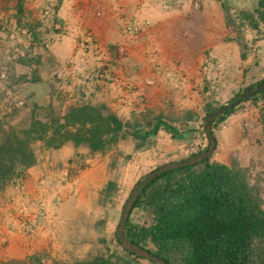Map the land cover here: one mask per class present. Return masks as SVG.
I'll return each mask as SVG.
<instances>
[{"label": "rangeland", "instance_id": "1", "mask_svg": "<svg viewBox=\"0 0 264 264\" xmlns=\"http://www.w3.org/2000/svg\"><path fill=\"white\" fill-rule=\"evenodd\" d=\"M105 2L116 14L114 22L103 10ZM224 6L237 22L242 11L255 14L259 0H0V143L12 129L28 128L35 117L44 121L50 112L63 117L71 107L85 105H105L124 121L150 111L191 130L183 140L161 132L153 147L139 152L131 137L105 153L71 142L60 149L35 143L37 164L0 191L5 226L0 248L15 233L27 255L0 264H73L125 255L116 234L136 184L165 164L207 150L208 105L216 110L238 102L264 74L254 65H234L239 55L258 60L255 40L246 43L236 25L213 45L206 38L220 31L216 7L225 12ZM188 42L202 48L201 60L194 54L184 57ZM213 131L218 145L212 162L239 172L264 209L259 108L243 102ZM110 181L117 190L102 205ZM132 221L145 225L151 219L136 209ZM148 249L156 251L152 245ZM165 256L174 264L182 259L176 252Z\"/></svg>", "mask_w": 264, "mask_h": 264}, {"label": "trees", "instance_id": "2", "mask_svg": "<svg viewBox=\"0 0 264 264\" xmlns=\"http://www.w3.org/2000/svg\"><path fill=\"white\" fill-rule=\"evenodd\" d=\"M224 10L228 27L236 25L242 29L249 26L259 32L264 24V0H259L255 12L259 20L254 13L242 11L237 14V23L227 6ZM254 91V95L241 103L252 102L259 108L264 124V78L247 87L245 96ZM241 103L222 106L217 114V109L208 105L204 120L205 123L209 120L215 138L213 126L235 114ZM161 132L171 135L173 140H183L191 130L184 131L150 111L124 121L105 105L71 107L63 117L50 112L44 121L35 117L28 128L12 129L0 143V191L37 164L35 143L60 149L71 142L93 153H105L131 137L134 150L139 152L153 147ZM116 190L117 184L110 181L102 192L101 204H107ZM136 209L147 212L150 224L132 221ZM125 235L143 248L152 245L156 249L152 252L169 264L174 263L165 256L166 252L181 253L179 264H264L262 199L239 172L212 162V156L197 165L168 171L147 183L131 211ZM116 238L119 243L117 234ZM123 250V257L98 256L73 264H140L138 260H145ZM35 259L37 257H32L34 262Z\"/></svg>", "mask_w": 264, "mask_h": 264}, {"label": "crops", "instance_id": "3", "mask_svg": "<svg viewBox=\"0 0 264 264\" xmlns=\"http://www.w3.org/2000/svg\"><path fill=\"white\" fill-rule=\"evenodd\" d=\"M103 10L105 11V13L111 16H108V19L111 22H114L116 19V14L113 12V9L109 8V5L105 2V4H103ZM216 11H217V21H218V28L220 29V31L217 33V36L214 35L215 33H211L207 35V39L211 38V42L212 45L214 44L215 41H219L220 39H222L223 35L225 34V29L228 27L227 26V22H226V15L224 11H219V8L216 7ZM115 16V17H114ZM115 19V20H114ZM175 24H171L170 27H172ZM109 29H114V27L112 26V24L109 25ZM243 31V35L246 39V43L247 42H251L253 40H255V45H254V55L258 54V60L254 59H249V60H242V58L239 56H235V59L233 61L234 65H236L237 69H242V68H252L254 65L255 67L258 68H263L264 69V35H263V27L260 26V31L257 32L255 30H253L252 28H250L249 26H245L242 28ZM215 36V37H214ZM189 43V51L184 54V57L188 54H194L195 56H197V58L199 60H201V53H202V48L198 45H194L192 42H188ZM261 46V47H260ZM217 55V53H216ZM187 57V56H186ZM226 62L229 63V57H226ZM259 62V65H257L256 63ZM241 78H243L244 80V75H241ZM264 78V74L261 77V79ZM1 219L2 217H0V229H3L4 223H1ZM7 219V218H6ZM17 236V237H16ZM20 236L13 233L10 236V241L8 246L4 249V248H0V262L6 261V260H20L26 257L27 253H26V245L24 243V241H22L20 238Z\"/></svg>", "mask_w": 264, "mask_h": 264}, {"label": "water", "instance_id": "4", "mask_svg": "<svg viewBox=\"0 0 264 264\" xmlns=\"http://www.w3.org/2000/svg\"><path fill=\"white\" fill-rule=\"evenodd\" d=\"M254 94H255V91L250 93L249 95L242 97L238 101V103H241L242 101L247 100L250 96H252ZM221 110H222L221 108L217 109L215 111V114L219 113ZM206 125H207L206 126V135L209 139V147L207 150L197 154L194 157H191L188 160L176 161V162L168 163V164H165V165L159 167L158 169H156L153 172L146 175L134 187L127 203L125 204L123 215H122V218H121L118 230H117V236L119 238V243L122 245V247L126 251H130L131 253L137 255L140 258L154 262L156 264H169L168 261L166 259H164L163 257H160V256L156 255L155 253H153L152 251H150L149 249L143 248L140 245H137L136 243L131 241L125 235L126 225H127L128 220H129L131 211H132L136 201L138 200L139 196L141 195L142 188L147 183L153 181L158 176H161L162 174H164L168 171L179 169L182 167L194 166V165H197L199 163H202L203 161H205L207 158L211 157L215 153L216 148H217V139L214 137V135L212 133V129H211V126L209 125L208 119L206 120Z\"/></svg>", "mask_w": 264, "mask_h": 264}]
</instances>
